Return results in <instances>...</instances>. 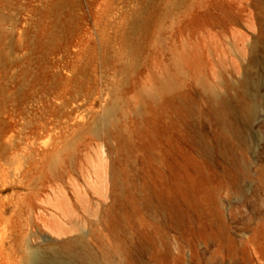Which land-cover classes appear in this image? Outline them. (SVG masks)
I'll use <instances>...</instances> for the list:
<instances>
[{"label": "rangeland", "instance_id": "obj_1", "mask_svg": "<svg viewBox=\"0 0 264 264\" xmlns=\"http://www.w3.org/2000/svg\"><path fill=\"white\" fill-rule=\"evenodd\" d=\"M0 70V132L57 128L66 164L0 214V264L82 233L99 264H264V0H0Z\"/></svg>", "mask_w": 264, "mask_h": 264}, {"label": "bare ground", "instance_id": "obj_2", "mask_svg": "<svg viewBox=\"0 0 264 264\" xmlns=\"http://www.w3.org/2000/svg\"><path fill=\"white\" fill-rule=\"evenodd\" d=\"M2 73L3 72H1L0 70V116L2 112L7 109V107L13 106L15 102V99L13 98L14 95L10 91V95H7V91L2 86ZM5 94L7 95V98ZM112 110L113 109H111L110 111L111 113ZM108 112L109 111L107 110V113ZM108 114L109 116L112 115L110 113ZM16 115V113H13L10 117ZM21 115L23 119L20 115L17 116L21 120L20 125H14L10 127L8 132H0V189L5 190V192L11 191L13 193L12 196H10L9 198L7 196V199H5V201L0 198V214L1 216H5L9 213H12L10 219V221L12 222L16 219L18 220V216L20 215L18 210V204L20 201L23 200L24 196H22L21 192L23 190L29 191L32 188L33 174L40 173V178H42L44 177V173L47 169V171H50V173L56 174V171L58 169L60 170L61 168L66 166L64 161L60 160L56 163L58 166H54L48 163L49 155L54 154L60 150L62 135L58 136L57 133H55V130L57 128L47 130L48 134H52L54 136V142L51 146H48L46 143L38 144V142L34 138L27 135L26 130L28 128V122L25 121L26 116L24 118V114ZM106 117L103 116V118L105 119L103 120V123L108 124L109 119L108 117ZM110 121H112V119ZM243 121L245 120L243 119ZM245 122L247 123V121ZM48 164L49 167H47ZM62 177L63 176L57 177L55 179L56 181H61ZM27 197V195L24 196V199H26ZM31 214L32 210L28 211L27 215L22 218V221L20 222L19 226L17 224H14V227L19 229L20 231V233L17 234H19L20 236H25L24 238L29 244V240H31V238H29L30 233H27L28 230L26 229H28L30 226L29 219L31 217ZM97 236L99 237V235L97 234L92 235V233H82L80 237L68 243L66 245L68 249H73L74 247H76V250H67L68 255L66 259L45 258L44 256H42L39 250L32 249V247L28 246L29 250L31 251V254L30 259L27 261V264H99L96 256L91 254V249L88 246V242L90 241L88 240V237L97 238ZM102 246H104V244Z\"/></svg>", "mask_w": 264, "mask_h": 264}]
</instances>
